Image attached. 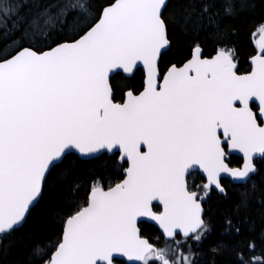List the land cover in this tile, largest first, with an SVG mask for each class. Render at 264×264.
I'll list each match as a JSON object with an SVG mask.
<instances>
[{
	"label": "snow or ice",
	"instance_id": "obj_1",
	"mask_svg": "<svg viewBox=\"0 0 264 264\" xmlns=\"http://www.w3.org/2000/svg\"><path fill=\"white\" fill-rule=\"evenodd\" d=\"M262 164L264 0H0V264H264Z\"/></svg>",
	"mask_w": 264,
	"mask_h": 264
},
{
	"label": "trees",
	"instance_id": "obj_2",
	"mask_svg": "<svg viewBox=\"0 0 264 264\" xmlns=\"http://www.w3.org/2000/svg\"><path fill=\"white\" fill-rule=\"evenodd\" d=\"M244 39H245V44H247V41H248L247 32L245 33ZM185 53H186V45L181 43L180 47H179V51L176 52L175 55L177 57H179ZM170 58H171V55H170ZM249 67H250V65H249V62L247 61V59L246 58L242 59L241 68L243 70H248ZM138 82H139V77L137 78V83ZM105 159H107V158H105ZM262 167H264V164H262ZM260 180H264V173H262L261 176H259L257 178V182H259ZM253 196H254V198L264 196V188H257V190L253 193ZM220 207L223 210V209H227L228 207H230V205L221 203ZM58 230H59L58 224H53L51 221H45L44 223H42L40 225V238H42V239H48L49 237L54 238L55 232H57ZM148 234L150 236L154 235V233L151 232L150 230H149ZM13 258H14L13 256H9V260H11Z\"/></svg>",
	"mask_w": 264,
	"mask_h": 264
},
{
	"label": "flooded vegetation",
	"instance_id": "obj_3",
	"mask_svg": "<svg viewBox=\"0 0 264 264\" xmlns=\"http://www.w3.org/2000/svg\"><path fill=\"white\" fill-rule=\"evenodd\" d=\"M230 159L232 160V166H234V167H240L243 164L242 158L231 155Z\"/></svg>",
	"mask_w": 264,
	"mask_h": 264
},
{
	"label": "water",
	"instance_id": "obj_4",
	"mask_svg": "<svg viewBox=\"0 0 264 264\" xmlns=\"http://www.w3.org/2000/svg\"><path fill=\"white\" fill-rule=\"evenodd\" d=\"M232 156H236V157H239V158H242L243 159V155L241 153H238V152H234L232 154Z\"/></svg>",
	"mask_w": 264,
	"mask_h": 264
}]
</instances>
